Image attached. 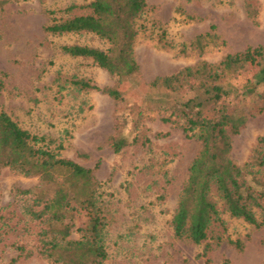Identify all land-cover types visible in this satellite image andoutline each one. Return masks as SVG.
Here are the masks:
<instances>
[{
  "label": "rangeland",
  "instance_id": "374dc122",
  "mask_svg": "<svg viewBox=\"0 0 264 264\" xmlns=\"http://www.w3.org/2000/svg\"><path fill=\"white\" fill-rule=\"evenodd\" d=\"M89 1L0 0V71L6 73L0 74V109L29 131L51 138L52 146L62 143L63 156L93 169L108 218L106 264H205L203 245L175 238L170 225L200 144L160 119L162 102L147 83L199 60L216 62L226 53L264 44V0H146L153 8L144 15L145 28L134 42L139 71L124 83L122 100L100 90L78 91L68 81L77 75L100 86L115 84L116 78L90 59L71 57L59 48L74 42L106 48L105 40L92 33L53 35L43 29L49 19L46 10L75 4L69 13L58 15L86 13L82 5ZM206 32L217 37L196 41ZM263 134L264 110L232 136L234 161L247 160ZM112 136L127 140L118 152L111 146ZM19 189L47 198L54 185L1 168L0 207L10 204L9 209L18 210ZM213 199L222 209L214 194ZM223 217L227 234L244 247L222 243L210 252L211 264H264V225L255 228L226 212ZM22 240L34 249V235ZM0 264L51 263L35 251L17 256L4 246Z\"/></svg>",
  "mask_w": 264,
  "mask_h": 264
},
{
  "label": "trees",
  "instance_id": "16d2710c",
  "mask_svg": "<svg viewBox=\"0 0 264 264\" xmlns=\"http://www.w3.org/2000/svg\"><path fill=\"white\" fill-rule=\"evenodd\" d=\"M82 6L88 12L58 15L69 13L75 4L46 10L49 19L43 29L53 35L92 33L105 40L106 48L76 42L59 48L71 57L90 59L114 76L115 84L100 86L77 75L68 81L78 91L100 90L122 100L124 83L139 71L134 42L145 28L144 15L153 7L146 0H90ZM247 12L254 16L249 4ZM214 37L215 33L206 32L196 41ZM147 84L162 102L160 119L180 127L200 144L188 166L170 225L175 238L202 244L200 255L205 264H211L210 252L222 243L244 247L241 240L227 234L224 212L255 228L264 225V134L257 138L247 160L239 164L232 158V136L249 117L264 110V44L226 53L216 62L199 60L156 75ZM52 143L51 138L29 131L0 109V169L38 176L54 185L47 198L33 196L31 189H19L18 210L9 209L10 204L0 207V247L12 248L17 256H31L35 251L51 264H106L108 218L93 169L63 156L62 143ZM126 143L123 136L111 137L115 152ZM77 218L81 220L76 222ZM34 227L38 230L33 231ZM73 231L77 237L71 236ZM29 235H34V249L22 240ZM9 236L13 239L6 241Z\"/></svg>",
  "mask_w": 264,
  "mask_h": 264
}]
</instances>
